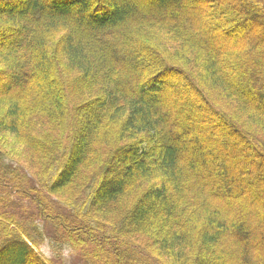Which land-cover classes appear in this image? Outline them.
Returning <instances> with one entry per match:
<instances>
[{"label":"trees","instance_id":"obj_1","mask_svg":"<svg viewBox=\"0 0 264 264\" xmlns=\"http://www.w3.org/2000/svg\"><path fill=\"white\" fill-rule=\"evenodd\" d=\"M205 1L0 0V264H264V0Z\"/></svg>","mask_w":264,"mask_h":264},{"label":"rangeland","instance_id":"obj_2","mask_svg":"<svg viewBox=\"0 0 264 264\" xmlns=\"http://www.w3.org/2000/svg\"><path fill=\"white\" fill-rule=\"evenodd\" d=\"M223 1L224 0H216L215 2H213L211 0H206L203 3L202 7L205 6V10H207L208 7L213 5V4H217V6H224L225 7L226 5L224 4ZM184 5L186 6L187 10L190 11V10H192L193 1L192 2H185ZM153 9H155V7L151 6V5L148 8L149 11H153ZM158 9H160L159 6H158L157 10ZM205 15H206V17H209V15H207V12H206ZM234 33L238 34L237 31H234ZM9 37H11V36H9ZM2 39H4V38H2ZM231 40L232 39L230 37H228V38H225V40H222V41H215V42H213L212 46L214 47V49H217L220 46H228V44L231 42ZM1 41H3V40H1ZM168 78L171 79V81H173V82H177L178 81V79H177L178 77H176L174 74H169ZM168 89H169V87L167 88V90ZM167 95L171 96V93L168 92ZM173 104L175 105V103H173ZM187 105L191 106V107H194V106L198 105V102L197 101L190 102ZM175 107H177V105H175ZM2 108H7V105L0 103V111H1ZM2 116H3V114H1L0 119L2 118ZM220 134H222V133H220ZM225 135L228 136V139L230 141H233V142H236L237 144H239L240 141L238 139H236L233 136H231L229 134H226V133H225ZM0 140L4 141V142L6 141L8 143V145L11 147V149L13 151L12 152L13 154L12 153H10V154L15 156V157H17V158H20L19 156L22 154V151H25V149H26L25 143H24V141L22 139H17L16 140V139H14V136L12 134H8V132H0ZM20 159L23 162L27 163L31 168H33L32 163L28 159H24V157H22ZM30 205L33 206V207H36V208L38 207V205L34 201L30 202ZM262 213H264V211H262ZM38 251H40L39 253L45 258H51L54 255L60 256L58 250L55 249V248H51L50 247V242H48V241L44 242L43 244H40L39 248H38ZM61 256L62 257L60 258V260L58 259L59 260V264H80L78 256H77V254L75 252H72V251L64 249L61 252Z\"/></svg>","mask_w":264,"mask_h":264}]
</instances>
